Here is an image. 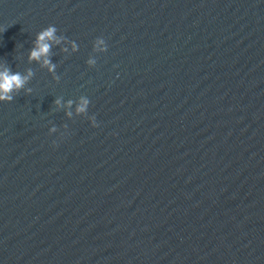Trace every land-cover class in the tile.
<instances>
[{
  "label": "water",
  "instance_id": "obj_1",
  "mask_svg": "<svg viewBox=\"0 0 264 264\" xmlns=\"http://www.w3.org/2000/svg\"><path fill=\"white\" fill-rule=\"evenodd\" d=\"M3 66L0 264H264V0H0Z\"/></svg>",
  "mask_w": 264,
  "mask_h": 264
},
{
  "label": "clouds",
  "instance_id": "obj_2",
  "mask_svg": "<svg viewBox=\"0 0 264 264\" xmlns=\"http://www.w3.org/2000/svg\"><path fill=\"white\" fill-rule=\"evenodd\" d=\"M53 40H58L56 37V26L54 24H49L36 33L34 47L29 52L30 59H40L43 56V64L48 66L49 71H52L55 68V64L51 63L47 57L48 50L51 47L50 42ZM96 45H103V48L100 50H105L107 48V45L104 44L102 38L97 39ZM27 79L28 76L20 72H12L6 66L0 67V101L11 100L12 91L23 87ZM68 103L71 104L72 101H68ZM86 105L87 100L85 99L77 106L76 110L78 112L85 111ZM90 122L93 126L96 125L97 121L95 116L91 118Z\"/></svg>",
  "mask_w": 264,
  "mask_h": 264
}]
</instances>
